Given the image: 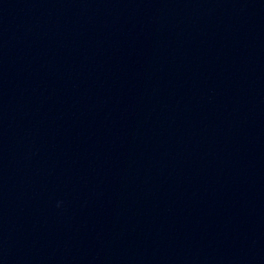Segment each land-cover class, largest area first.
I'll return each mask as SVG.
<instances>
[{"label": "water", "instance_id": "obj_1", "mask_svg": "<svg viewBox=\"0 0 264 264\" xmlns=\"http://www.w3.org/2000/svg\"><path fill=\"white\" fill-rule=\"evenodd\" d=\"M264 0H0V264H253Z\"/></svg>", "mask_w": 264, "mask_h": 264}]
</instances>
